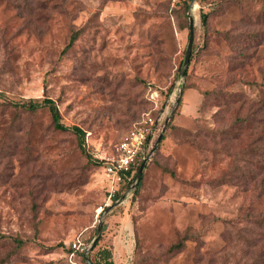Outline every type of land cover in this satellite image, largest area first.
Instances as JSON below:
<instances>
[{"label": "rangeland", "instance_id": "1", "mask_svg": "<svg viewBox=\"0 0 264 264\" xmlns=\"http://www.w3.org/2000/svg\"><path fill=\"white\" fill-rule=\"evenodd\" d=\"M184 1L0 0V102L51 99L101 162L47 108L0 105V264H104L101 250L113 264H264V229L244 219L264 217V169L263 186L238 170L264 129V0ZM148 113L166 126L135 193L105 167Z\"/></svg>", "mask_w": 264, "mask_h": 264}, {"label": "trees", "instance_id": "2", "mask_svg": "<svg viewBox=\"0 0 264 264\" xmlns=\"http://www.w3.org/2000/svg\"><path fill=\"white\" fill-rule=\"evenodd\" d=\"M190 2H191V0H185L184 1V8L186 11L189 7ZM200 17H201V26H202V28L205 29L207 27V17L208 16H207V14L202 13ZM76 37H77V34H73L71 36L69 44L67 45L66 49H68L69 47H71L73 45ZM188 37H189V33H188ZM253 38L256 39L255 44H257V43L260 44L259 43L260 41L257 40V38H260V40H261L264 37H263V35L255 34L253 36ZM186 75H187V73L185 74V76ZM169 93H171V90ZM166 94L168 95V93H166ZM0 97L4 98L5 95L1 93ZM178 102H179V100H178ZM6 104H9V105L13 106L14 108H19V109H22V110H25L28 112H35L38 109L47 108V110L50 114L51 123H52L53 128L57 131H60V132H66V131L71 132L75 136L77 143H78V147H79L81 153L87 159V161L89 163H94L96 165L101 163V162H95L93 160V158L86 152L85 145H84L85 133L78 127L73 126L71 128H68L61 122V115H60L55 103L51 99L45 98L42 101H34V100L29 99V100H26L24 102L13 103V104L9 103L7 101H4L2 103L0 102V105H6ZM176 110H177V107H176L174 113L176 112ZM148 114H150L152 117L157 116V115L155 116L151 113H148ZM169 121H171V119ZM139 122H140V120H137L136 122H134V124L131 126V128H129L127 130V132L125 134H127L133 128V126L138 124ZM241 123H242V125H241ZM257 123L259 124L260 122L258 121ZM236 124H238L237 130H241L242 127L247 128V125L251 124V122H247L246 120L241 119V120H238ZM256 131H258V132L256 133L255 138L252 139L248 143L245 151H242L239 153V155L241 157L246 155L247 153H249L250 156H248L245 159L247 166L248 167L255 166V167L254 168L251 167V169L249 171H244L242 168H239L238 170L245 178H249L250 184L253 183L254 185H256L257 183H259L260 186H263V184H262L263 182L258 180V179L261 177V173H262L261 170L264 169V145H263L264 129L257 126ZM161 140H162V138H161ZM251 153H252V155H251ZM142 158H143V156H139L137 158V160L138 159L140 160ZM137 160H136V162H137ZM136 162L132 166L130 172L127 173V177H128L127 185H130L131 181H133L134 173H135L134 171L135 170L138 171V169H139L140 165L136 166ZM135 193H137L136 190H135ZM112 198H113V201L117 200V197H111V199ZM244 219H246L250 224H252V226L255 225L257 227L264 229V217L251 216L249 214H245ZM6 237H7L6 235L0 233V239H4ZM12 241L15 244L16 248H21L25 244V241H23L22 239H19V238H13ZM183 242H184V240H182V239L179 240L178 243L171 246V251H176V250L181 249L183 247ZM49 249H53V248H49ZM98 253H100L99 255L103 259L104 264H113L112 260H111V254L107 250H101ZM85 258H87V256ZM90 262L92 264H95L91 260H90Z\"/></svg>", "mask_w": 264, "mask_h": 264}, {"label": "built area", "instance_id": "3", "mask_svg": "<svg viewBox=\"0 0 264 264\" xmlns=\"http://www.w3.org/2000/svg\"><path fill=\"white\" fill-rule=\"evenodd\" d=\"M161 117H152L146 114L144 118L121 139L115 148V154L107 160L105 173L111 177L113 182L119 183L122 178H128L130 172L139 156L145 154V148L151 144L159 131H162ZM160 131V132H161ZM142 158V159H143ZM79 245L73 243L72 251H77Z\"/></svg>", "mask_w": 264, "mask_h": 264}, {"label": "water", "instance_id": "4", "mask_svg": "<svg viewBox=\"0 0 264 264\" xmlns=\"http://www.w3.org/2000/svg\"><path fill=\"white\" fill-rule=\"evenodd\" d=\"M192 2H195V0H192ZM188 28H189L188 29L189 30V37H188V43H187V48H186V51H185V56H184L182 68H181V75H182L181 79H183V77L185 75L184 73H185V71H186V69L188 67V62H189V58H190V55H191V49H192V43H193V20L191 18H189V26H188ZM182 84H183V82H182ZM179 93L181 94V89H180ZM180 94H179V96H180ZM177 101H178V99L176 100V103H177ZM176 103H175V105H176ZM175 105H174V107H175ZM174 107H173L171 113L173 112ZM165 126H166V122L163 125L162 131L165 128ZM162 131L158 135V137H157L153 147L151 148L150 152L148 153L147 157L143 158V162L139 166V169L136 172V174H135V176L133 178V181H132V183L130 185V188H129L130 191L131 190H135L136 186L138 185V183L140 181V178L142 176L143 169H144L147 161L149 160L150 156L154 153L155 149L157 148V146L159 145V143L161 141ZM120 202H121V200H118L115 203V205L120 204ZM111 208H112V206L108 207L106 209V212H108ZM101 227H102V222L99 221V224H98V227H97V237L100 235ZM95 242H96V240L93 242L92 246L88 249V251H90L91 248H93V246L95 245ZM85 262H86V264H92L88 258H85Z\"/></svg>", "mask_w": 264, "mask_h": 264}]
</instances>
